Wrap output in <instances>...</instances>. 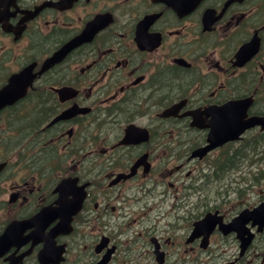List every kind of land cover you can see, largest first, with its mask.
<instances>
[{"label": "flooded vegetation", "instance_id": "af4514ba", "mask_svg": "<svg viewBox=\"0 0 264 264\" xmlns=\"http://www.w3.org/2000/svg\"><path fill=\"white\" fill-rule=\"evenodd\" d=\"M22 69L34 73L26 94L0 107V230L57 206L61 176L75 178L66 197L76 210L0 264L10 254L14 264L264 263L262 237L247 256L212 250L218 231L205 248L187 243L184 211L202 202L190 198L207 161L227 156L217 175L247 135L262 145L256 125L192 155L211 127L264 118V0H0V89Z\"/></svg>", "mask_w": 264, "mask_h": 264}, {"label": "rangeland", "instance_id": "374dc122", "mask_svg": "<svg viewBox=\"0 0 264 264\" xmlns=\"http://www.w3.org/2000/svg\"><path fill=\"white\" fill-rule=\"evenodd\" d=\"M262 148H263V152H264V143L262 145H260V149H262ZM250 156L251 155L248 153L246 155V158H249ZM258 164H260V162L255 164V165H250L246 162L241 166V167H243V169H246V172L240 173L238 170H231L229 172V174L226 175L224 178V181L225 180H229V181L224 182L223 184H228L232 181V180H230V177H232L233 175H234L233 180H238L241 177L240 181L246 182V193H245L246 198L244 197V199H242L241 197L236 195V192H232V191H229L230 193L226 194L225 193L226 190H224V188H223L224 196L221 197L222 194L220 195V192L222 191V189L221 190L219 189L218 192H216V190L218 188H211L212 185L214 184L213 183L212 185L209 184L208 186H206L203 189L204 198H205L206 202L212 204L213 201H217L218 203L223 204V207H227V209L230 208V210L231 209L235 210V209H237V206L242 207L248 203L255 201L259 195V191H258L259 185H261L262 187L264 186V178L262 177V176H264V157L261 161V165L259 166ZM256 166L259 167V172H257V174H254L253 169H255ZM245 173H246V175H245ZM243 175H245V176H243ZM252 175H253V178H251ZM231 183H232V185H235V182H231ZM252 184H254V185H252ZM244 185L245 184H240L238 186L244 187ZM200 194L201 193H193V194H191V196L197 198V197H200ZM233 203H236V206H232ZM195 211H196V213L201 212L202 211L201 207H199ZM224 241H225V244L228 245L229 242L231 241V239L225 238ZM233 250H234V247L231 248V251H233ZM246 258L248 259L249 256H247ZM256 259H257V262H259L260 258L256 257Z\"/></svg>", "mask_w": 264, "mask_h": 264}, {"label": "water", "instance_id": "95a60500", "mask_svg": "<svg viewBox=\"0 0 264 264\" xmlns=\"http://www.w3.org/2000/svg\"><path fill=\"white\" fill-rule=\"evenodd\" d=\"M256 122L255 120L250 121L249 124H253ZM234 132H237V130H234ZM249 220H251V225L257 224V230H262L264 226V202L260 203L258 206L253 207L252 209H243L240 211V213L235 216L229 224L225 225L224 232L229 231L233 229L236 231L237 236L240 239V243L242 246V249L248 244V242L251 240L253 233L249 231V228L245 226V223H247ZM213 218H203L197 222H195V228L193 231V234H199L200 231L203 228L209 227L214 225ZM15 228V224L11 225V227L5 231L3 236L8 235L13 232Z\"/></svg>", "mask_w": 264, "mask_h": 264}]
</instances>
